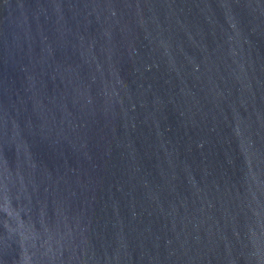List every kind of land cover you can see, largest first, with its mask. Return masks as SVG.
<instances>
[{
	"label": "water",
	"instance_id": "1",
	"mask_svg": "<svg viewBox=\"0 0 264 264\" xmlns=\"http://www.w3.org/2000/svg\"><path fill=\"white\" fill-rule=\"evenodd\" d=\"M0 264H264V0H0Z\"/></svg>",
	"mask_w": 264,
	"mask_h": 264
}]
</instances>
